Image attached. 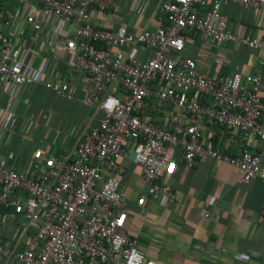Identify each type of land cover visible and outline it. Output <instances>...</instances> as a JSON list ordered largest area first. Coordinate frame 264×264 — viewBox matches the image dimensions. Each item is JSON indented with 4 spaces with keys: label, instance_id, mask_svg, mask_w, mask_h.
<instances>
[{
    "label": "built area",
    "instance_id": "built-area-1",
    "mask_svg": "<svg viewBox=\"0 0 264 264\" xmlns=\"http://www.w3.org/2000/svg\"><path fill=\"white\" fill-rule=\"evenodd\" d=\"M30 2L41 27L50 23L51 30L69 33L64 52L71 55V70L61 78L56 72L44 87L70 98V81L78 77L88 88L79 102L101 117L78 140L73 154L49 156L27 168L0 158V264H144L137 238L122 225L126 203L119 177L128 158L154 200H173L162 174L177 151L187 167L209 157L237 168L241 182L264 180V149H249L256 140L264 143L262 77L239 72L207 77L195 59L181 54L187 34L216 45L239 39L264 49V40L228 33L220 11L228 2L260 10L264 29V0H163L160 25L137 34L124 26L104 29L90 22L92 7L109 10L114 0ZM8 22L0 6V101H5L0 130L15 131L19 117L7 107L18 88L41 84L43 72L26 62L28 49L16 46L5 32ZM141 50L151 55L142 57ZM150 98L170 104L173 113L165 120L148 118L144 111ZM201 120L239 130L245 146L237 154L224 152L203 138ZM260 220L264 222V206ZM14 230L19 233L15 239ZM20 236H28L24 249L19 248Z\"/></svg>",
    "mask_w": 264,
    "mask_h": 264
},
{
    "label": "crops",
    "instance_id": "crops-1",
    "mask_svg": "<svg viewBox=\"0 0 264 264\" xmlns=\"http://www.w3.org/2000/svg\"><path fill=\"white\" fill-rule=\"evenodd\" d=\"M114 1L109 10L92 7L90 22L104 29L124 26L133 34L153 31L160 25L158 9L163 0ZM0 6L9 21L5 32L16 46L28 49L26 62L43 72L41 84L18 88L7 107L19 117L18 129L0 130V158L27 168L32 162H45L49 156L73 154L78 140L98 125L101 114L79 102L88 88L78 77L70 81V98L43 85L56 72L61 78L71 70V55L64 52V38L69 33L54 26L51 30L50 23L41 27L40 14L30 0H0ZM220 11L227 18L228 33L236 38L264 40L260 10L228 2ZM49 36L53 37L51 42ZM139 54L147 57L151 51L141 50ZM181 54L195 59L207 77L239 72L259 74L264 81V49L249 47L239 39L216 45L198 34H187ZM261 95L264 114V90ZM2 108L5 101H0ZM171 113L170 104L157 103L153 98L144 111L148 118L159 120ZM199 127L205 140H212L226 153L237 154L245 146V136L237 129L226 130L203 120ZM249 149L261 152L264 143L256 140ZM122 163L125 172L119 178L126 203L122 225L128 235L137 238L145 253L144 264H264V222L260 220L264 180L255 177L241 182L237 168L209 157L187 167L177 151L162 174V181L171 186L173 194V200L167 202L148 196L132 158ZM18 236L14 230L13 239ZM27 239L20 236V249L26 247Z\"/></svg>",
    "mask_w": 264,
    "mask_h": 264
}]
</instances>
